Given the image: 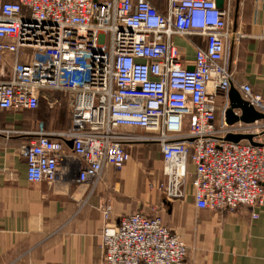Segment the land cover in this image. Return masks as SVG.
<instances>
[{"label": "built area", "instance_id": "2783aa9c", "mask_svg": "<svg viewBox=\"0 0 264 264\" xmlns=\"http://www.w3.org/2000/svg\"><path fill=\"white\" fill-rule=\"evenodd\" d=\"M230 6L231 0L223 9L216 0H0V111H35L43 101L50 110L66 105L68 115L62 132L39 123L27 134L31 141L21 151L28 181H74L89 197L109 169L122 171L127 148L156 143L164 167L158 188L169 202L191 188L198 211L247 207L257 220L264 207V118L228 125L218 116L233 84L226 50L244 37L230 29ZM175 38L205 42L194 43L193 70ZM239 91L264 117V97L248 85ZM229 135H251L260 146L230 142ZM105 207V264H185L187 246L160 217L136 213L115 225Z\"/></svg>", "mask_w": 264, "mask_h": 264}, {"label": "crops", "instance_id": "0c3cea01", "mask_svg": "<svg viewBox=\"0 0 264 264\" xmlns=\"http://www.w3.org/2000/svg\"><path fill=\"white\" fill-rule=\"evenodd\" d=\"M229 24L244 36L226 50L232 88L240 93V87L248 85L264 97V0H231ZM174 42L188 68L195 59L194 43L206 46L201 38ZM228 106L227 95L219 100V118ZM0 116V264H104V206L111 207L115 225L136 213L161 217L187 246L186 264H264V207L257 209V220L246 207L234 212L198 211L191 188L187 197L166 202L155 184L163 169L158 144L127 148L122 171L109 169L88 197L86 188L74 181L49 186L27 178L21 151L31 141L27 134L37 131L39 123L50 133L64 131L66 105L50 110L42 101L35 111H0ZM67 157L72 160L70 150ZM64 170L61 165L60 172Z\"/></svg>", "mask_w": 264, "mask_h": 264}, {"label": "water", "instance_id": "95a60500", "mask_svg": "<svg viewBox=\"0 0 264 264\" xmlns=\"http://www.w3.org/2000/svg\"><path fill=\"white\" fill-rule=\"evenodd\" d=\"M217 6L220 9L224 8V0H216ZM193 70V68H190ZM229 99V107L225 112V118L228 125H233L238 122L250 124L254 123L255 121L262 120L264 117L257 113L247 102H245L242 98L240 93L231 87L228 93ZM238 111L240 115H236L235 112ZM227 140L230 142L238 143L241 140L249 141L253 146H260L259 144L253 141V137L251 135H240V136H233L229 135ZM70 148H72L73 143H69Z\"/></svg>", "mask_w": 264, "mask_h": 264}, {"label": "rangeland", "instance_id": "374dc122", "mask_svg": "<svg viewBox=\"0 0 264 264\" xmlns=\"http://www.w3.org/2000/svg\"><path fill=\"white\" fill-rule=\"evenodd\" d=\"M56 110V109H55ZM5 113H8V112H5ZM0 121H1V116H0ZM2 122V121H1ZM0 122V123H1ZM16 132H20V131H16ZM18 135H19V133H18ZM23 135V134H22ZM130 148H133V147H130ZM164 168V167H163ZM163 170V169H162ZM75 173V172H74ZM73 173V178H71L72 180H74L75 178H74V176H75V174ZM161 175H158V177L160 178L159 180H156L155 181V184H156V187H157V185H158V183L160 182V180H161V177H162V171H161V173H160ZM156 176H157V174H156ZM157 177V178H158ZM154 178H155V176H154ZM156 178V179H157ZM158 191L161 193V195H162V197H163V199L165 198V196L162 194V192H161V189L160 188H158ZM165 201L167 202L168 200L165 198ZM169 202V201H168ZM106 207L104 206V208H102V210L104 211V209H105ZM247 208V207H246ZM214 213V212H213ZM143 214V213H142ZM158 217V216H157ZM161 218V217H160ZM104 253V252H103ZM187 257H188V250H187ZM186 260H187V258H186ZM186 260H185V264H186ZM104 262V261H103ZM104 264H105V262H104Z\"/></svg>", "mask_w": 264, "mask_h": 264}]
</instances>
